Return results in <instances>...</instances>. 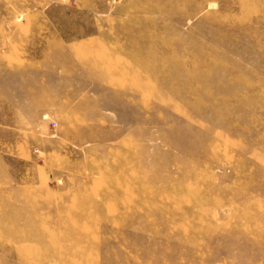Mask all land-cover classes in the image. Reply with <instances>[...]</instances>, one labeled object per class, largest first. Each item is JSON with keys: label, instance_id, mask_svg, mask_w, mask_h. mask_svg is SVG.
I'll use <instances>...</instances> for the list:
<instances>
[{"label": "rangeland", "instance_id": "rangeland-1", "mask_svg": "<svg viewBox=\"0 0 264 264\" xmlns=\"http://www.w3.org/2000/svg\"><path fill=\"white\" fill-rule=\"evenodd\" d=\"M0 264H264V0H0Z\"/></svg>", "mask_w": 264, "mask_h": 264}]
</instances>
